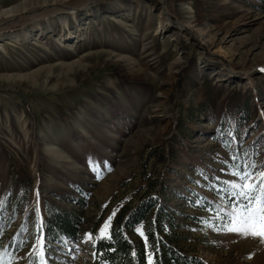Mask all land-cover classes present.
Returning a JSON list of instances; mask_svg holds the SVG:
<instances>
[{
  "label": "rangeland",
  "instance_id": "obj_1",
  "mask_svg": "<svg viewBox=\"0 0 264 264\" xmlns=\"http://www.w3.org/2000/svg\"><path fill=\"white\" fill-rule=\"evenodd\" d=\"M59 1L0 0V264H40L41 239L46 264H94L85 233L162 188L175 248L264 264V241L226 229L223 184L264 170V0ZM44 202L75 239L42 234Z\"/></svg>",
  "mask_w": 264,
  "mask_h": 264
},
{
  "label": "trees",
  "instance_id": "obj_2",
  "mask_svg": "<svg viewBox=\"0 0 264 264\" xmlns=\"http://www.w3.org/2000/svg\"><path fill=\"white\" fill-rule=\"evenodd\" d=\"M164 189L162 188L159 193L155 192L151 196H145L131 212L127 213L125 211L118 214L114 222V229L111 228L108 231L110 239L98 240L93 247L96 254L94 264H105V262L106 264H133V262L148 264L149 256L152 257L153 264H202L193 256H189L175 248L172 241H169H175L174 226L176 220L174 214L168 210L170 206L165 203V199L161 198L160 193H163ZM198 197L200 207L207 206L212 213L219 211V206L199 194L196 198ZM160 199L163 200L159 201ZM43 205L45 213L42 219V234L47 237L55 236L56 238L61 233L71 240L75 239L78 229L77 223L74 221L75 218L65 210L56 209L47 202H44ZM125 216L126 219L122 224ZM122 226L125 227L129 238L123 235ZM137 228H140L144 234L141 240H134L135 237L132 235ZM131 240L135 242L137 252L134 256L131 255L134 249ZM146 249L147 255H145Z\"/></svg>",
  "mask_w": 264,
  "mask_h": 264
},
{
  "label": "snow or ice",
  "instance_id": "obj_3",
  "mask_svg": "<svg viewBox=\"0 0 264 264\" xmlns=\"http://www.w3.org/2000/svg\"><path fill=\"white\" fill-rule=\"evenodd\" d=\"M261 71H264V69H261ZM231 159L233 161L238 160L235 156L231 157ZM259 167L264 168V164ZM256 168L257 165L255 163L250 165L245 163L243 167L234 163L232 168L229 169L234 179L223 181L225 185L224 192L236 199L232 202L233 212L229 215V223L225 227L230 232L243 236L259 237L264 241V170L254 171ZM221 170L224 171V169ZM110 220L111 216L99 229L96 240H92L90 233H85V240L91 241L95 245L98 240L110 239L107 233ZM136 231L141 236L144 235L141 229L137 228ZM36 249L37 246L33 245V250ZM36 255L40 264H46L47 254L44 251L42 239L39 242V249L36 250ZM148 264H153L151 256L148 258Z\"/></svg>",
  "mask_w": 264,
  "mask_h": 264
},
{
  "label": "bare ground",
  "instance_id": "obj_4",
  "mask_svg": "<svg viewBox=\"0 0 264 264\" xmlns=\"http://www.w3.org/2000/svg\"><path fill=\"white\" fill-rule=\"evenodd\" d=\"M58 1H59V0H58ZM87 1H88V0H73V1H71L74 7L72 8L73 10L70 9V13L74 16L75 13H76L75 9L78 8V7H80V6H84V5H86V4H87ZM55 2H56V0H55ZM59 2L62 3V4H64L63 2H67V0H60ZM60 3H58V4H60ZM16 4H17V3H15V5H11V6H9L7 9H4V10H2V11H3L5 14H8V15L13 14V13H16L17 10H18V7H17ZM18 5H19V4H18ZM54 9H56V8H54ZM160 16H161V15H160Z\"/></svg>",
  "mask_w": 264,
  "mask_h": 264
}]
</instances>
